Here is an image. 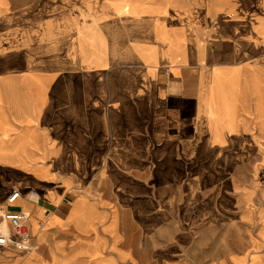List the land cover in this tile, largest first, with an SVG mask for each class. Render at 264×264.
<instances>
[{"label":"crops","instance_id":"obj_1","mask_svg":"<svg viewBox=\"0 0 264 264\" xmlns=\"http://www.w3.org/2000/svg\"><path fill=\"white\" fill-rule=\"evenodd\" d=\"M0 13L38 51H9L0 77L55 90L0 123V209L19 189L34 236L0 264H264V0Z\"/></svg>","mask_w":264,"mask_h":264},{"label":"rangeland","instance_id":"obj_2","mask_svg":"<svg viewBox=\"0 0 264 264\" xmlns=\"http://www.w3.org/2000/svg\"><path fill=\"white\" fill-rule=\"evenodd\" d=\"M12 1H14V4L17 7L21 6L26 0ZM2 15L3 14L0 13V17ZM7 28L5 33L9 32ZM25 40V35H0V61L2 62L3 59H6V55L9 51H13L12 53L18 54L27 50L28 52H31L32 55L30 56L36 57L38 54L37 47L28 45L25 43ZM8 45L13 48H7ZM15 62L16 64L19 63L16 59ZM22 63H27L25 57L20 62V64ZM51 63L55 64L58 63V61L52 60ZM21 73L17 72L14 74L15 76L12 75L5 78L0 77V123H6L16 111L31 113L32 110L35 109V117H37L38 103L41 98L45 95L49 96L54 94L55 90L53 84L50 82L51 79L46 78V81H42L44 78L38 71L26 72L24 76ZM16 108H21V110H16ZM15 189L17 188H13L12 190Z\"/></svg>","mask_w":264,"mask_h":264},{"label":"built area","instance_id":"obj_3","mask_svg":"<svg viewBox=\"0 0 264 264\" xmlns=\"http://www.w3.org/2000/svg\"><path fill=\"white\" fill-rule=\"evenodd\" d=\"M22 198L21 191L12 190L6 199V206L0 209V223L5 224L6 231L0 229V251L5 247L31 253L34 249V236L29 224L30 215L17 209Z\"/></svg>","mask_w":264,"mask_h":264},{"label":"bare ground","instance_id":"obj_4","mask_svg":"<svg viewBox=\"0 0 264 264\" xmlns=\"http://www.w3.org/2000/svg\"><path fill=\"white\" fill-rule=\"evenodd\" d=\"M1 227V226H0Z\"/></svg>","mask_w":264,"mask_h":264}]
</instances>
